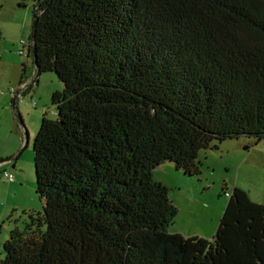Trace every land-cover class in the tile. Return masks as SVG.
<instances>
[{"label":"trees","instance_id":"16d2710c","mask_svg":"<svg viewBox=\"0 0 264 264\" xmlns=\"http://www.w3.org/2000/svg\"><path fill=\"white\" fill-rule=\"evenodd\" d=\"M33 14L35 82L51 71L62 88L33 140L44 204L0 264H264V204L233 187L214 235L185 236L152 176L264 139V0H34Z\"/></svg>","mask_w":264,"mask_h":264},{"label":"rangeland","instance_id":"374dc122","mask_svg":"<svg viewBox=\"0 0 264 264\" xmlns=\"http://www.w3.org/2000/svg\"><path fill=\"white\" fill-rule=\"evenodd\" d=\"M34 0H0V255L10 230L21 224L24 211L41 210L44 204L36 191L33 140L42 114L55 117L51 95L61 90L55 72H42L24 93H3L11 87L6 79H17L21 65H26L25 78L33 74L32 58L27 55ZM23 50L22 54L19 50ZM34 76V75H32ZM17 86V82L13 87ZM12 89V88H11ZM19 112L18 119L15 112ZM15 157L12 161L7 158ZM200 173L185 175L165 162L152 170V176L168 188V197L177 209L168 225L170 232L185 236L211 238L233 187L244 190L255 202L264 204V139L242 135L214 141L198 153ZM12 164L15 166L12 167ZM4 171L13 176L9 181Z\"/></svg>","mask_w":264,"mask_h":264},{"label":"crops","instance_id":"0c3cea01","mask_svg":"<svg viewBox=\"0 0 264 264\" xmlns=\"http://www.w3.org/2000/svg\"><path fill=\"white\" fill-rule=\"evenodd\" d=\"M23 70L26 72L27 67H26V65H23L22 64L21 65V73H20V75H19V77L17 79H9V78H7L6 81H4V82H6V84H9V86L12 89H14V91H17L16 96L18 95V93L21 90L25 89L26 87H27V89H25L24 91H22L23 93L25 91H27L28 89H30L32 83L35 82V78H36V69H35V67H34V70H33V74H31L29 77H26V78H25V76H23V75H25V74H23L24 73ZM32 75H34V76H32ZM21 80H23L22 83H21ZM16 82H17V86L16 87H13V84L16 83ZM36 83H38V81ZM10 89L8 91H5V92L3 91L2 94L3 93H8L10 91ZM17 113L19 114V112H17Z\"/></svg>","mask_w":264,"mask_h":264},{"label":"water","instance_id":"95a60500","mask_svg":"<svg viewBox=\"0 0 264 264\" xmlns=\"http://www.w3.org/2000/svg\"><path fill=\"white\" fill-rule=\"evenodd\" d=\"M35 17H36L35 14H33V16H32V25H31V32H30V34H31V40H32V38H33V34H34ZM30 52L32 53V55H34V48H33V45H32V44H31V46H30ZM16 94H17V91H15V94L13 95V98H12V105H13V107H15ZM15 114H16V117H17L18 119H20V121H21V117H20V115H19L17 112H15ZM14 158H15V157L7 158L6 161H12ZM14 166H15V165L12 164V167H14Z\"/></svg>","mask_w":264,"mask_h":264},{"label":"built area","instance_id":"2783aa9c","mask_svg":"<svg viewBox=\"0 0 264 264\" xmlns=\"http://www.w3.org/2000/svg\"><path fill=\"white\" fill-rule=\"evenodd\" d=\"M20 43H23L24 44V42L23 41H20ZM9 93L10 94H14V89H10V91H9ZM4 177H6L9 181H12L13 180V176H12V174H10L8 171H4Z\"/></svg>","mask_w":264,"mask_h":264},{"label":"clouds","instance_id":"9594fccd","mask_svg":"<svg viewBox=\"0 0 264 264\" xmlns=\"http://www.w3.org/2000/svg\"><path fill=\"white\" fill-rule=\"evenodd\" d=\"M14 93H15V91H14ZM19 94V93H18ZM12 95H14V94H12Z\"/></svg>","mask_w":264,"mask_h":264}]
</instances>
